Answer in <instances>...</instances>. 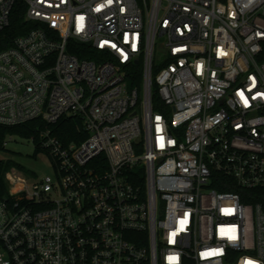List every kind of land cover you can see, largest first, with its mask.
I'll return each mask as SVG.
<instances>
[{"label":"built area","instance_id":"2783aa9c","mask_svg":"<svg viewBox=\"0 0 264 264\" xmlns=\"http://www.w3.org/2000/svg\"><path fill=\"white\" fill-rule=\"evenodd\" d=\"M20 1L0 125L72 116L86 137L45 128L52 173L5 174L0 264H264V0Z\"/></svg>","mask_w":264,"mask_h":264},{"label":"trees","instance_id":"16d2710c","mask_svg":"<svg viewBox=\"0 0 264 264\" xmlns=\"http://www.w3.org/2000/svg\"><path fill=\"white\" fill-rule=\"evenodd\" d=\"M25 5L22 1L16 0L9 25L0 32V49H5L13 44V41L19 35L24 34L32 28L30 23L24 21ZM51 33L54 32L49 30ZM68 53L77 55L79 58H85L89 60L99 61L102 54L93 49L91 46L76 42L73 39L68 40L67 44ZM160 66H154L153 73L159 70ZM129 82L133 85H139L142 80L143 67L141 61L133 63L127 67ZM153 104L157 108L159 104V98L156 93V86L153 84ZM45 128H49L52 135L56 136L61 142L67 144L69 142H80L85 139L86 133L83 130V124L80 118L72 116H64L55 124H45L39 120L29 121L19 125H0V198L4 195L7 185L5 182V174L11 169H17L26 173V170L15 159L2 154L6 153V141L8 137L19 136L21 138L31 139L34 143V155L43 153V150L39 147V133ZM220 190L224 188L218 187ZM260 194L254 198V201L260 202L264 205V189L259 190Z\"/></svg>","mask_w":264,"mask_h":264},{"label":"rangeland","instance_id":"374dc122","mask_svg":"<svg viewBox=\"0 0 264 264\" xmlns=\"http://www.w3.org/2000/svg\"><path fill=\"white\" fill-rule=\"evenodd\" d=\"M161 38L156 41L155 55L158 57L161 53ZM6 153L3 156L11 157L20 163L29 173L33 174L38 180L52 173V166L48 157L44 153L34 155V143L31 139L21 138L19 136L8 137L6 144ZM21 178V175H20ZM29 182V181H28Z\"/></svg>","mask_w":264,"mask_h":264},{"label":"water","instance_id":"95a60500","mask_svg":"<svg viewBox=\"0 0 264 264\" xmlns=\"http://www.w3.org/2000/svg\"><path fill=\"white\" fill-rule=\"evenodd\" d=\"M89 44V43H88Z\"/></svg>","mask_w":264,"mask_h":264}]
</instances>
